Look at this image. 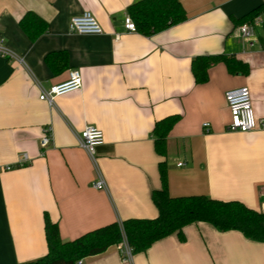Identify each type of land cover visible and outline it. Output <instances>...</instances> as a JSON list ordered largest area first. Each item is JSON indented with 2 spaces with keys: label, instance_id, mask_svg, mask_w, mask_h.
I'll use <instances>...</instances> for the list:
<instances>
[{
  "label": "crops",
  "instance_id": "crops-1",
  "mask_svg": "<svg viewBox=\"0 0 264 264\" xmlns=\"http://www.w3.org/2000/svg\"><path fill=\"white\" fill-rule=\"evenodd\" d=\"M136 1L0 0V39L19 59L0 57V264L46 253L43 214L57 224L62 241L114 221L154 218L151 193L160 187L163 159L152 129L171 115L179 120L166 139L169 195L237 200L262 211L264 0H179L186 20L149 36L124 29L127 7ZM257 8L258 43L248 49L232 31ZM28 11L49 25L33 42L18 26ZM83 11L92 13L101 35L69 32L70 18ZM58 51L67 59L61 69L54 60L52 70L45 56ZM210 55L233 56L248 73L230 74L218 62L196 84L191 61ZM72 70L81 76L78 90L52 105L39 100L41 89L65 82ZM240 87L250 93L257 125L250 132L227 130L225 93ZM89 126L104 136L94 160L78 143ZM47 129L52 142L40 155ZM23 154L29 162L21 164ZM98 176L103 189L91 187ZM182 233L183 240L169 235L132 255L131 263L113 245L81 264H264V243L238 231L198 222Z\"/></svg>",
  "mask_w": 264,
  "mask_h": 264
},
{
  "label": "trees",
  "instance_id": "trees-1",
  "mask_svg": "<svg viewBox=\"0 0 264 264\" xmlns=\"http://www.w3.org/2000/svg\"><path fill=\"white\" fill-rule=\"evenodd\" d=\"M259 9L239 19L237 23L251 20L257 16ZM127 15L132 19L136 32L145 36L162 32L186 20L185 10L179 0H138L127 7ZM18 26L32 42L49 28L48 23L32 11L23 14ZM56 59L60 60L61 69L64 66L63 61L67 59L66 52H51L45 56V62L52 70L58 68L54 66ZM218 62H222L230 74L248 73L246 63L233 56H197L190 65L195 83H205L208 80L209 67ZM178 120V115L164 117L156 121L152 129L155 152L163 159L158 163L160 187L151 193L152 202L157 209L154 218L114 221L73 240L62 241L57 224L47 214H43L46 253L35 261L17 264H77L78 261L100 255L109 247L123 241L134 255L145 252L154 242L172 234L183 240L182 229L198 222L208 223L219 232L238 231L248 240L264 243V213L237 200L224 201L204 195H169L164 160L166 139Z\"/></svg>",
  "mask_w": 264,
  "mask_h": 264
},
{
  "label": "built area",
  "instance_id": "built-area-1",
  "mask_svg": "<svg viewBox=\"0 0 264 264\" xmlns=\"http://www.w3.org/2000/svg\"><path fill=\"white\" fill-rule=\"evenodd\" d=\"M258 21V16H255L251 20L236 26L232 31V36L240 39L248 49H252L255 44L258 43V39L254 33V27ZM123 26L128 32H136V27L128 15L124 18ZM68 30L70 33L78 35H101L103 32L90 11H83L79 15L71 17ZM0 57L9 60H19L18 57L5 46L3 39H0ZM80 87L81 76L77 70H72L69 72L68 79L65 82L53 85L48 89H41L38 98L39 100L52 105L53 100L56 97L76 91ZM225 101L230 114V123L227 127L228 131L250 132L256 128L257 125L252 112L250 93L247 87H240L227 91L225 93ZM202 126L207 128L208 123H203ZM260 126L263 127L264 124L260 122ZM103 140V132L93 126L86 127L78 137L79 145L86 151L92 160H94L96 147L102 145ZM51 142V132L47 129L46 133L39 141L41 149L40 155H43V150H45ZM27 162H29L28 156L26 154L21 155L20 163ZM178 165H181V163ZM6 169H9V167H6ZM91 187L95 189H103L105 187L104 181L98 176V179L92 182ZM260 196L262 198L261 212L264 213V188L261 189ZM119 249L122 260L131 263L132 252L128 244L123 241L119 244ZM81 263V260L77 262V264Z\"/></svg>",
  "mask_w": 264,
  "mask_h": 264
}]
</instances>
